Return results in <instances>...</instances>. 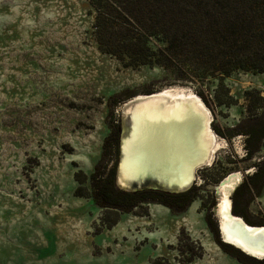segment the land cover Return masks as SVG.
Listing matches in <instances>:
<instances>
[{
  "label": "rangeland",
  "instance_id": "obj_1",
  "mask_svg": "<svg viewBox=\"0 0 264 264\" xmlns=\"http://www.w3.org/2000/svg\"><path fill=\"white\" fill-rule=\"evenodd\" d=\"M93 16L88 0H0V264H151L173 255L181 232L204 250L193 264H254L217 244L214 187L241 175L232 209L234 191L264 162V74L233 73L221 89L124 67L98 50ZM173 86L199 98L218 143L195 170L196 197L182 212L143 204L107 228L114 213L75 196L74 174L92 172L124 104ZM246 133L263 136L248 143ZM237 202L236 216L264 227V184L248 205Z\"/></svg>",
  "mask_w": 264,
  "mask_h": 264
},
{
  "label": "trees",
  "instance_id": "obj_2",
  "mask_svg": "<svg viewBox=\"0 0 264 264\" xmlns=\"http://www.w3.org/2000/svg\"><path fill=\"white\" fill-rule=\"evenodd\" d=\"M88 3L94 14L92 29L98 50L115 57L124 67H159L173 72L178 79L200 84L217 81L221 89L224 79L233 73L264 74V0H88ZM246 134L248 143H258L263 136ZM118 141V126H112L92 172L74 174L75 196L91 198L96 206L114 213V218L103 219L107 228L118 222V214L146 203L157 202L174 212H182L195 199V187L181 193L150 186L133 191L118 189L114 183ZM251 155L249 150L248 156ZM263 184L264 162L234 191L232 213L244 216L239 211L238 199L248 205L251 195H259ZM243 218L248 225L256 226ZM217 244L239 261L244 257L226 244L219 241ZM168 249L173 255L157 257L151 264H193L204 255L199 242L184 232L177 244Z\"/></svg>",
  "mask_w": 264,
  "mask_h": 264
},
{
  "label": "bare ground",
  "instance_id": "obj_3",
  "mask_svg": "<svg viewBox=\"0 0 264 264\" xmlns=\"http://www.w3.org/2000/svg\"><path fill=\"white\" fill-rule=\"evenodd\" d=\"M153 96H137L141 101L131 105L130 136L122 146L127 157L121 162L123 178L142 179L151 176L167 187L187 189L195 179V170L209 161L218 143L210 130V114L197 96L188 88L173 86L154 92ZM192 127L194 151L183 150L174 144V136ZM174 160L163 166V160L171 154ZM166 167V168H162ZM222 188L218 201V217L223 239L250 255H264V230H250L240 220L229 217V194L236 186L239 175ZM261 232L260 235L257 233Z\"/></svg>",
  "mask_w": 264,
  "mask_h": 264
},
{
  "label": "water",
  "instance_id": "obj_4",
  "mask_svg": "<svg viewBox=\"0 0 264 264\" xmlns=\"http://www.w3.org/2000/svg\"><path fill=\"white\" fill-rule=\"evenodd\" d=\"M153 94V93H152ZM153 96L151 94H148L146 97H150ZM141 101L139 98H134L131 101L127 102L126 104H124L122 106V109L124 111V119H122V123H121V128L119 130V141H118V149H117V156L115 159V172H114V183L115 186L120 189V190H125V191H133L136 189H140L143 186H150L154 189H160L162 191L165 192H170V193H181V192H185L187 191L195 182H196V178L193 180L192 184L185 190H179L176 187H167L166 185H164L163 183L159 182V180L152 178L151 176L147 175L144 176L142 179H127V178H123V167L121 165L122 160L124 159V157H127L126 152L123 150L122 146L124 144V141L130 136V131H131V118H130V113L126 112L127 109H130L131 105H134L136 102ZM193 128L190 126H187L186 128H184L183 130H181L180 134L178 137L174 136L173 142L174 144H179V146L185 151H189V152H193L194 151V146L195 143L193 141L192 138V134L191 130ZM171 154H169L168 156H166V158H164L163 160V166H167L166 164H171L174 160H172L171 158ZM202 166V165H201ZM163 169L166 167H162ZM234 175H239V178L241 177L240 174H230L228 175L226 178H224L223 180H221L218 185H216L214 187V193L217 196V198H220L221 194H222V188H227L228 184L230 183V180H234L236 178V176ZM236 187V186H235ZM235 187L232 189V191L229 194V198L231 193L233 192V190L235 189ZM230 200V199H229ZM219 201V200H218ZM214 214L215 217L217 219V226H218V234L222 240L223 243L228 244L233 246L234 248L240 250L242 253H244L245 255L262 261L264 260V255L261 258H258L254 255H250L248 253H246L245 251H243L240 247H236L234 245H232L229 242H226L223 239V235H222V231H221V227H220V222H219V217H218V205L215 207L214 209ZM228 215L230 218L234 219V220H240L241 224L250 229V230H264L263 226H251L248 225L241 217L236 216L232 213V209L230 207ZM261 232L257 233V235H260ZM263 250H264V246Z\"/></svg>",
  "mask_w": 264,
  "mask_h": 264
}]
</instances>
